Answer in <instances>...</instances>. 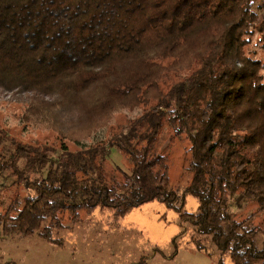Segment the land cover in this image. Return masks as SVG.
<instances>
[{"label":"trees","instance_id":"obj_1","mask_svg":"<svg viewBox=\"0 0 264 264\" xmlns=\"http://www.w3.org/2000/svg\"><path fill=\"white\" fill-rule=\"evenodd\" d=\"M259 33L264 41V0H0V88L29 97L26 121L80 145H32L0 129V179L25 190L0 198L2 233L61 245L53 231L64 229L63 214L75 224L98 211L117 225L159 201L193 226L198 252L210 240L219 264H264V230L254 224L264 213ZM152 50L176 65L188 52L198 68L165 92L169 66ZM139 107L124 126L82 140ZM166 126L191 144L183 195L156 147ZM113 148L128 168L111 160ZM187 194L197 212L185 209Z\"/></svg>","mask_w":264,"mask_h":264},{"label":"rangeland","instance_id":"obj_2","mask_svg":"<svg viewBox=\"0 0 264 264\" xmlns=\"http://www.w3.org/2000/svg\"><path fill=\"white\" fill-rule=\"evenodd\" d=\"M254 39L258 41L257 45L254 44L256 56L264 61L262 35L256 34ZM149 55L159 57L160 63L169 66L168 76L161 83L165 92L198 68V63L194 67L189 66L193 56L188 52L184 53L179 65H176L174 56H164L161 50H152ZM28 102L26 94L0 88V129L23 143L47 144L61 150L65 142L72 151L80 147L76 142L64 141L56 130L44 123L35 119L26 121ZM141 112L142 107L132 112L120 110L115 113L112 126L99 130L96 136H84L82 140L89 143L94 138L100 139L104 130L124 126L129 118ZM190 146L185 134H175L168 126L156 142L157 150L169 158L171 184L180 186L182 195L193 177L188 169ZM110 157L115 164L128 168L125 156L118 149L113 148ZM4 185L7 187L4 188ZM17 194L24 195L25 190L16 184L11 185L9 180L3 182L0 179V198L7 202ZM186 198L185 209L197 212V199L190 194ZM246 210L245 207L241 211L240 218L246 217ZM62 216L64 229L53 231L54 236L63 238L61 245L37 234H4L0 230V264H219L218 250L210 240L206 242L207 249L198 252L191 242L196 235L193 226L183 222L175 208L168 209L159 201L137 206L123 223L117 225L106 222L98 211L92 216L83 214L82 220L75 224L67 214ZM254 224L264 230V213L254 218ZM225 261L231 263L228 257Z\"/></svg>","mask_w":264,"mask_h":264}]
</instances>
